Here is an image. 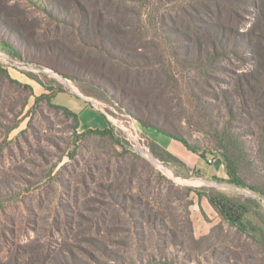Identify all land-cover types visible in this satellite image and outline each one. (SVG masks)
I'll use <instances>...</instances> for the list:
<instances>
[{
	"label": "rangeland",
	"instance_id": "obj_1",
	"mask_svg": "<svg viewBox=\"0 0 264 264\" xmlns=\"http://www.w3.org/2000/svg\"><path fill=\"white\" fill-rule=\"evenodd\" d=\"M58 1L51 9L68 21L30 0H0V39L18 52L0 43V264H264V194L252 188L264 191V89L261 105L254 94L238 104L235 93L252 56L231 54L217 72L182 54L190 42L179 32L208 19L210 0ZM253 2L215 9L239 11L225 21L245 31ZM224 94L235 99L234 117ZM81 97L106 128H77L55 106L77 108ZM149 122L181 135L210 170L220 137L231 135L247 185L159 151ZM200 194L219 209L221 196L248 203L254 230L241 231Z\"/></svg>",
	"mask_w": 264,
	"mask_h": 264
},
{
	"label": "trees",
	"instance_id": "obj_2",
	"mask_svg": "<svg viewBox=\"0 0 264 264\" xmlns=\"http://www.w3.org/2000/svg\"><path fill=\"white\" fill-rule=\"evenodd\" d=\"M30 2L35 4V6L39 8V10H43L48 13V15L55 16L60 20L68 21L65 15L62 16V14L60 15L59 13L51 9V5L58 6L59 8L63 6L62 3L58 0H30ZM210 2L212 4L211 9L206 15L208 19H203V22L200 23L199 26L195 27V29H193V32H181V27L179 26L174 29V31L176 32L180 31V35L186 38L185 40L190 42L189 45L185 47V50L184 52H182V54L186 55L187 58H189L187 59L189 60V62H198L202 64L204 68L209 69L210 67H212V69L216 70L217 72H220L222 69L226 70V68L221 66V64H218L217 61L224 60L226 58H228V60L230 61L229 58L231 57V54L238 55V58L246 60L248 59L246 54H250L252 56V62L255 65V68L253 71L243 74L238 79V83H236L235 85V93L238 95V104L241 103L244 106H248V103L244 99V95L248 96V100L249 102H251V94H254L256 104L261 105V98H259L258 93H261L259 92V84L261 85V88L264 89V2L263 0H254V2L252 3L257 11L254 15L253 22L251 21V25L245 31H242L243 25L234 26L228 23V21H225L227 18H232V20L236 22V17L240 16L239 11H234L229 8V10L227 11L230 14L225 15L222 11L216 10L219 6L223 4L231 5L233 2L235 3L236 0H210ZM80 14L82 13L80 12ZM80 20L82 21V19ZM82 34L83 32L81 33V36L84 38H81V40L83 42L87 41L85 35ZM97 35H100L102 42H104L102 48L104 51H106L107 47L105 45V34L99 32L96 33V38L94 39H96L95 43L98 44ZM180 35L176 38H181ZM89 40H93V37L90 36ZM0 43L2 44V47H4L10 53L18 55L17 50L9 44V41L0 39ZM54 44L57 46L58 50L62 51L61 47H59L56 43ZM48 49L49 54L55 55V49H51V47H48ZM125 63L128 66H131L130 64L132 62L127 61ZM49 65L53 66L51 64ZM120 88L125 98L130 97L132 101L140 102V106H142V98L136 99L130 96V93H128L126 88ZM56 94L57 93H55V95ZM224 95L225 107L227 108L228 112L234 117L237 107L235 103L233 104L235 99L231 102L230 98L226 97L227 94ZM215 96H218V94L215 93ZM55 106L63 110L66 115L73 118L76 122V127L79 128L80 122L77 113L64 105L56 104ZM148 107L149 105L147 104L146 108ZM145 124V126L147 127L156 129L157 131L182 142L189 150L198 153V149L190 145L189 142L178 133L167 131L166 129L157 126V124H154L152 122ZM94 132L107 134L110 133V129H96ZM232 140L233 137L231 135H225L222 138L220 137L218 144L219 147L224 149L222 154H219L221 155V158L223 159L226 166L228 176L226 180L227 182L245 187V185H247V182L245 181L243 176L240 175L236 159L233 155L234 146ZM153 145H155L156 149L168 154V156H170L171 158L178 159L174 155L159 149L155 143ZM203 156H205V154H203ZM216 179H218V177H216ZM252 188L255 192L264 194V191L260 189V187L252 186ZM200 195L206 196L210 200L212 205L220 212H226L227 214L225 215L228 216L233 221V224H235V226L241 231L246 232L247 230H250V228L251 230H254L253 219L248 215L249 210H251V206L248 205V203L243 202L239 199L236 200L221 196L220 198L223 200L221 202L223 203L224 208L219 209L218 202L216 201L214 195ZM256 203L259 204L258 202ZM262 229L263 228L260 227L259 230V236L261 237L264 236V233H262Z\"/></svg>",
	"mask_w": 264,
	"mask_h": 264
},
{
	"label": "crops",
	"instance_id": "obj_3",
	"mask_svg": "<svg viewBox=\"0 0 264 264\" xmlns=\"http://www.w3.org/2000/svg\"><path fill=\"white\" fill-rule=\"evenodd\" d=\"M83 103L78 104L77 108H70L79 116L80 128L83 130L92 129V128H106L109 124L106 116H103L97 107L93 104L91 99L82 98ZM89 99V100H88ZM89 103V104H88ZM154 135L153 142L158 146L159 149L164 150L175 157L183 160L188 166H192V168H196V170L201 171V173H213L214 177H225L227 175L226 166L224 164L223 159L221 161H217L213 167L208 169V167L202 165V159L197 155V152H193L189 150L182 142L169 137L161 132L156 133ZM220 174V175H219Z\"/></svg>",
	"mask_w": 264,
	"mask_h": 264
},
{
	"label": "built area",
	"instance_id": "obj_4",
	"mask_svg": "<svg viewBox=\"0 0 264 264\" xmlns=\"http://www.w3.org/2000/svg\"><path fill=\"white\" fill-rule=\"evenodd\" d=\"M94 104H95V103H94ZM209 161H210V162H212V161H213V159H209Z\"/></svg>",
	"mask_w": 264,
	"mask_h": 264
}]
</instances>
